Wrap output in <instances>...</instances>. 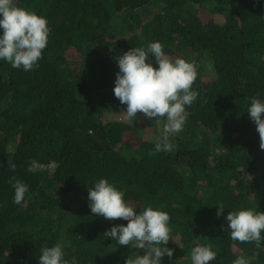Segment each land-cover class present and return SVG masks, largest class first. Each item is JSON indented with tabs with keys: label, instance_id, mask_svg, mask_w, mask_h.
I'll return each mask as SVG.
<instances>
[{
	"label": "trees",
	"instance_id": "16d2710c",
	"mask_svg": "<svg viewBox=\"0 0 264 264\" xmlns=\"http://www.w3.org/2000/svg\"><path fill=\"white\" fill-rule=\"evenodd\" d=\"M15 2L44 16L50 34L33 70L0 60V264H39L41 247L56 243L77 264L142 254L103 235L127 221L91 212L87 188L100 178L136 211L169 214L173 256L161 264H191L196 245L217 252L210 264L241 254L264 264V240L257 248L225 230L230 210L264 212V150L246 111L251 97L264 101V0ZM153 41L195 63L198 96L183 131L170 134L174 150L149 155L165 119H125L113 87L115 58ZM12 177L28 187L19 205Z\"/></svg>",
	"mask_w": 264,
	"mask_h": 264
},
{
	"label": "clouds",
	"instance_id": "9594fccd",
	"mask_svg": "<svg viewBox=\"0 0 264 264\" xmlns=\"http://www.w3.org/2000/svg\"><path fill=\"white\" fill-rule=\"evenodd\" d=\"M0 30V60L24 71L38 67L50 34L44 16L18 6L15 0H0ZM149 54L155 59L156 67L148 60ZM115 59L119 71L115 74L113 94L120 104L126 105L124 118L131 120L143 115L152 120L157 117L165 119L162 134L149 155L172 152L174 146L170 142V134L183 131L187 119L186 106H190L198 96V92L192 89L198 75L195 63L182 57H169L159 41L150 42L147 50L130 48ZM246 111L259 134V147L264 150V101L251 97ZM8 164L15 171L16 165L11 161ZM9 182L14 188V203L22 204L28 192L27 185L15 177ZM87 192L88 206L94 215L107 220L127 221L126 224L113 225L103 235L119 246L142 250V254L129 255L124 264H161L165 255L173 256V249L166 246L171 240L170 216L161 210L162 206L148 204L136 211L123 199V191L105 178L98 179L93 187L87 188ZM223 209V205L217 206V216L223 213ZM225 219V230L230 232L231 240L254 243L257 248L261 246L264 212L239 207L230 210ZM63 249L61 243L42 246L39 264H77L75 256L65 259ZM216 257L217 252L211 245H196L190 250L191 264H210ZM256 259L255 255L245 257L241 254L231 264H252Z\"/></svg>",
	"mask_w": 264,
	"mask_h": 264
},
{
	"label": "rangeland",
	"instance_id": "374dc122",
	"mask_svg": "<svg viewBox=\"0 0 264 264\" xmlns=\"http://www.w3.org/2000/svg\"><path fill=\"white\" fill-rule=\"evenodd\" d=\"M120 116H121V110H120V111H117V112H115V113H112L111 115L108 116V118L110 119V118L120 117ZM165 122H166V121H164V122H160V124H159V122H156V125H155V131H156V129H157L158 126H159V127H161V129H159L158 132L161 131V133H162L163 124H164Z\"/></svg>",
	"mask_w": 264,
	"mask_h": 264
}]
</instances>
